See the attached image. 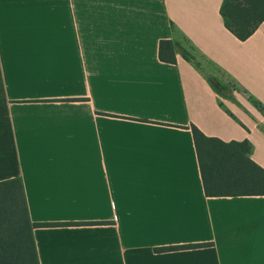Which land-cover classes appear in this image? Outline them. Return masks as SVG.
I'll use <instances>...</instances> for the list:
<instances>
[{
    "label": "crops",
    "instance_id": "crops-1",
    "mask_svg": "<svg viewBox=\"0 0 264 264\" xmlns=\"http://www.w3.org/2000/svg\"><path fill=\"white\" fill-rule=\"evenodd\" d=\"M222 2L0 0V182L52 224L38 264H264V195L207 196L191 132L264 170V22L240 41Z\"/></svg>",
    "mask_w": 264,
    "mask_h": 264
},
{
    "label": "trees",
    "instance_id": "trees-1",
    "mask_svg": "<svg viewBox=\"0 0 264 264\" xmlns=\"http://www.w3.org/2000/svg\"><path fill=\"white\" fill-rule=\"evenodd\" d=\"M220 15L225 28L238 40L245 41L264 22V0H223ZM178 52L193 61L178 42L161 40L158 44V59L163 63L175 64ZM191 132L207 196L264 195V170L249 158L247 141L224 143L204 136L195 127H191ZM51 225L30 222L19 179L0 182V264H38L32 230Z\"/></svg>",
    "mask_w": 264,
    "mask_h": 264
},
{
    "label": "water",
    "instance_id": "water-1",
    "mask_svg": "<svg viewBox=\"0 0 264 264\" xmlns=\"http://www.w3.org/2000/svg\"><path fill=\"white\" fill-rule=\"evenodd\" d=\"M220 89H221L220 87L217 88V90H220Z\"/></svg>",
    "mask_w": 264,
    "mask_h": 264
}]
</instances>
